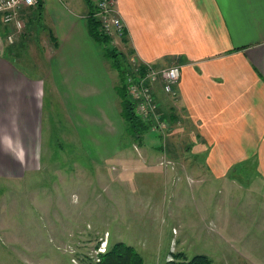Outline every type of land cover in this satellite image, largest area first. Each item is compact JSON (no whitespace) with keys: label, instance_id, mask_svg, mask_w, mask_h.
Returning a JSON list of instances; mask_svg holds the SVG:
<instances>
[{"label":"crops","instance_id":"crops-1","mask_svg":"<svg viewBox=\"0 0 264 264\" xmlns=\"http://www.w3.org/2000/svg\"><path fill=\"white\" fill-rule=\"evenodd\" d=\"M36 1L20 11V33L0 18V183L23 185L43 165L49 88L64 105L62 139L111 140L90 161L120 154L124 125L116 89L134 57L156 69L179 67L177 95L159 87L154 95L170 125L182 118L189 151L205 157L200 169L264 192V0H117L126 32L107 41L90 32L93 0ZM32 66L40 76L30 75ZM168 101L176 109L166 108ZM86 125L97 126L98 134Z\"/></svg>","mask_w":264,"mask_h":264},{"label":"rangeland","instance_id":"rangeland-1","mask_svg":"<svg viewBox=\"0 0 264 264\" xmlns=\"http://www.w3.org/2000/svg\"><path fill=\"white\" fill-rule=\"evenodd\" d=\"M28 70L40 76L38 66ZM60 100L47 90L43 165L23 185L0 183V264H90L116 243L144 264H165L178 253L212 264H264L262 187L201 170L205 157L189 151L181 117L159 133L149 128L142 142L124 135L120 154L94 162L111 140L62 139L68 126ZM86 130L98 134L97 126Z\"/></svg>","mask_w":264,"mask_h":264},{"label":"built area","instance_id":"built-area-1","mask_svg":"<svg viewBox=\"0 0 264 264\" xmlns=\"http://www.w3.org/2000/svg\"><path fill=\"white\" fill-rule=\"evenodd\" d=\"M117 0H93L97 12L92 14L95 19L99 32L106 38L122 39L125 35V24L119 17L116 7ZM36 0H0V18L2 23L13 26L20 33L24 28V23L20 17V11L24 7H30L36 4ZM122 37V38H121ZM14 34L10 31L7 34V40L13 42ZM134 57L131 60L133 73L139 78L141 83H136L129 87L131 95L137 104V110L141 117L146 120L148 110L153 111L151 105L153 93L159 87L167 96L175 97L177 95L176 87L179 80V67L170 66L162 69H156L147 63H141ZM129 64V65H130ZM144 72L143 77H139ZM133 76L125 73V81H131ZM161 130L168 129V124L164 121L160 124ZM167 126V128H165ZM159 131V130H158Z\"/></svg>","mask_w":264,"mask_h":264},{"label":"trees","instance_id":"trees-1","mask_svg":"<svg viewBox=\"0 0 264 264\" xmlns=\"http://www.w3.org/2000/svg\"><path fill=\"white\" fill-rule=\"evenodd\" d=\"M92 21V26L90 32L93 38L97 41V37L103 41H107L108 39L103 36L100 37L95 32L96 25L94 19L89 16L88 17ZM97 35V36H96ZM118 54L114 53L116 57ZM113 58V56H112ZM120 69L122 62L118 61ZM121 70V69H120ZM119 70V72H120ZM131 74L133 79L131 81H126L123 83V73ZM144 72L140 74L139 77H143ZM136 83H141L139 78H136L133 70L126 65L125 69H122L120 72L119 86L117 87V93L120 96V115L122 118V122L124 125V135L130 141L134 142H142V138L144 134L150 133L149 128L156 129L152 130L154 133H159L158 130H161V123L166 120L171 121L169 118V114H165L166 109L163 106H159L156 98L155 91L153 93L151 105L154 106V110H148V114L146 116V120H144L137 110V104L131 95L129 87ZM162 91V90H161ZM166 95V94H165ZM167 96V95H166ZM167 112V111H166ZM123 142V140H122ZM123 147V146H122ZM173 260L169 261L165 264H212L211 260L205 255H196L192 259L187 260V258L182 253L173 254ZM99 262H90V264H144L142 257L132 248L126 246L122 243H116L111 248L109 247L108 251L105 254H100Z\"/></svg>","mask_w":264,"mask_h":264}]
</instances>
